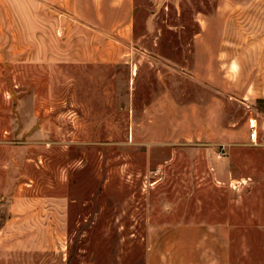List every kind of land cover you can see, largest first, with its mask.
Masks as SVG:
<instances>
[{
  "label": "rangeland",
  "instance_id": "374dc122",
  "mask_svg": "<svg viewBox=\"0 0 264 264\" xmlns=\"http://www.w3.org/2000/svg\"><path fill=\"white\" fill-rule=\"evenodd\" d=\"M138 1L120 34L0 0V264H264V6Z\"/></svg>",
  "mask_w": 264,
  "mask_h": 264
},
{
  "label": "crops",
  "instance_id": "0c3cea01",
  "mask_svg": "<svg viewBox=\"0 0 264 264\" xmlns=\"http://www.w3.org/2000/svg\"><path fill=\"white\" fill-rule=\"evenodd\" d=\"M138 3V0H19L20 25H34L36 30L42 29L41 25H44L45 29H50L52 25H58V21L60 25H70L68 20L71 19L77 25H109L116 33L121 34L126 32L130 25L137 24ZM262 6L264 0H220L217 12L223 25L228 23L230 13H236L239 20L245 21L246 15L260 13ZM206 21L207 18L203 25ZM239 39L237 49L239 59L244 61L264 59L261 56L264 54V45H241ZM219 46L221 57L226 55V61H229L228 47L222 43ZM251 53L254 54L252 58ZM256 53L259 57H255Z\"/></svg>",
  "mask_w": 264,
  "mask_h": 264
},
{
  "label": "built area",
  "instance_id": "2783aa9c",
  "mask_svg": "<svg viewBox=\"0 0 264 264\" xmlns=\"http://www.w3.org/2000/svg\"><path fill=\"white\" fill-rule=\"evenodd\" d=\"M247 140L251 146L264 147V117L250 113L247 118Z\"/></svg>",
  "mask_w": 264,
  "mask_h": 264
}]
</instances>
